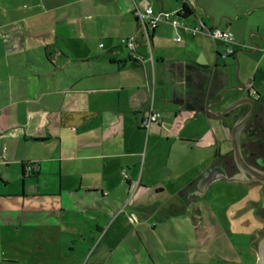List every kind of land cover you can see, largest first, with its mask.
<instances>
[{
	"label": "crops",
	"instance_id": "crops-1",
	"mask_svg": "<svg viewBox=\"0 0 264 264\" xmlns=\"http://www.w3.org/2000/svg\"><path fill=\"white\" fill-rule=\"evenodd\" d=\"M42 1L47 12L63 10L65 26L29 36L32 48L19 29L0 24V236L19 242L6 263L143 264L147 249L139 230L148 235L174 209L203 213L215 184L211 167L228 147L205 107L238 80H250L261 99L264 80L255 69L235 75L230 59L242 45L227 55V44L184 29L173 43L170 25L141 26L135 18L137 10L172 11L184 0ZM178 20L211 29L194 12ZM52 33L56 40L49 44ZM94 35L133 36L143 62L114 46L106 56L76 60L58 43L68 49ZM241 95L228 91L213 110ZM150 108L160 120L145 130L141 122ZM24 162L34 173L23 175ZM132 223L138 228L130 229ZM119 238L125 249L116 248ZM103 240H111L107 248ZM23 250L28 257L15 258ZM129 255L136 261L113 260Z\"/></svg>",
	"mask_w": 264,
	"mask_h": 264
},
{
	"label": "rangeland",
	"instance_id": "rangeland-1",
	"mask_svg": "<svg viewBox=\"0 0 264 264\" xmlns=\"http://www.w3.org/2000/svg\"><path fill=\"white\" fill-rule=\"evenodd\" d=\"M34 2V0H0V24L19 29L17 34L23 35L22 43L30 48L35 45V40L28 39L29 36L52 29L62 30L65 26L62 21L66 20L63 10L47 12L48 8L44 5V1L38 0L37 6ZM186 5L198 19L203 17L208 20L210 30L218 29L224 33H231L233 41L213 39L207 34L209 27L202 29L203 34L197 32V36L227 44L228 48L242 45L241 51L236 52L237 59L234 61L230 59L234 62L235 75L241 73L243 69L252 72L255 69L260 74L259 80H264V0H197V2L189 0L186 1ZM76 23L78 25L77 20ZM158 24H168L173 28V36L170 38L173 43L179 42H175L176 38L179 37L181 40L184 35L183 26L174 27L167 21ZM140 25L143 26L141 23ZM66 26L71 28L68 24ZM37 28L40 30L42 28V31L37 32ZM188 33L192 36L191 31ZM55 36L56 34L52 33L49 44L55 42ZM58 40L59 45L65 48L68 57L76 60L86 55L92 59L106 56L111 46L123 47L121 55L126 54L127 50L118 38L110 40L94 35L91 40H79L68 49L62 39L58 38ZM100 44L104 47L100 48ZM51 51L55 55V51L52 49ZM31 54L26 51L21 53L29 57ZM38 54H43L41 49L38 50ZM256 65H259L258 68ZM262 94L261 100L264 102V92ZM165 130L166 135L171 134V130L168 128ZM261 202L262 196L256 184L239 186L218 182L214 184L202 203L203 213L199 210L196 212L195 208H192V215L190 213L185 215L188 218L186 221L182 213L183 209H174L173 215L170 214L171 217L169 216L165 222L157 223V228H150L148 235L142 234L139 230L138 233L147 249L143 250L140 262L143 264H255L258 257L257 245L264 236V218L261 216L264 210ZM120 225L114 224L116 233ZM131 226L138 228L137 224L132 223L129 226L133 229ZM25 241L21 244L24 250L31 243L29 238ZM11 242L14 243L12 236L10 239L0 236V264H13L6 261H12L10 252L19 248V242H16V246ZM110 242L111 240H103L102 245L107 248ZM124 242L121 238L117 239L116 248L125 249ZM24 250L22 251L24 254L16 255L15 258L23 260L28 257ZM114 259L122 263L136 261L130 255L127 258L114 256Z\"/></svg>",
	"mask_w": 264,
	"mask_h": 264
},
{
	"label": "flooded vegetation",
	"instance_id": "flooded-vegetation-1",
	"mask_svg": "<svg viewBox=\"0 0 264 264\" xmlns=\"http://www.w3.org/2000/svg\"><path fill=\"white\" fill-rule=\"evenodd\" d=\"M249 87L250 85L244 92H241L240 97H249L252 104L247 101V103L224 114L222 120H219V130L223 133V141L228 149L219 159L215 158L211 167L213 175L210 178L214 180L215 184L218 182L239 186L256 184L262 196L261 205L264 210V182L254 180L248 172L251 170L264 173V102L259 98V94L255 90L250 91ZM230 103L222 108H226ZM210 115L213 116V114ZM226 130H228L227 134ZM233 140L237 142L239 155L242 159L240 163L235 157ZM261 216L264 218V214Z\"/></svg>",
	"mask_w": 264,
	"mask_h": 264
},
{
	"label": "built area",
	"instance_id": "built-area-1",
	"mask_svg": "<svg viewBox=\"0 0 264 264\" xmlns=\"http://www.w3.org/2000/svg\"><path fill=\"white\" fill-rule=\"evenodd\" d=\"M188 0H184L183 2H186ZM181 7L177 8L176 10L172 11H163L160 13L155 14L153 9L151 7L147 8L144 12L141 11H136L135 12V18L136 20L141 23L144 26H150L152 28L156 27L157 24L161 21H167L172 23L174 27H179L183 26L185 31H191L192 34H196L197 32H202V29L199 27H194L190 29L188 26L184 25L178 20V12H181ZM207 34L210 35L213 39H220L226 42H232L233 41V35L231 33H224L221 32L218 29L214 30H208ZM180 38L177 37L176 41H179ZM121 43L124 45V47L128 50V55L131 58L136 59L137 61H142L141 56L137 54L136 48H135V39L133 36L126 37V38H121L120 39ZM102 46V45H100ZM231 51L229 50L227 53H230ZM160 118V114L158 111L153 110L152 108L149 109L148 114L143 118L141 122V126L144 129H148L149 126L152 123H158V120ZM28 170H31L29 167ZM123 177L126 179L127 175L125 171H122Z\"/></svg>",
	"mask_w": 264,
	"mask_h": 264
},
{
	"label": "water",
	"instance_id": "water-1",
	"mask_svg": "<svg viewBox=\"0 0 264 264\" xmlns=\"http://www.w3.org/2000/svg\"><path fill=\"white\" fill-rule=\"evenodd\" d=\"M250 81H247L246 83H243L241 81L238 80V84L239 86L237 87H231L227 90H224L219 98L217 99V101H215L214 103H211L209 105H207L205 107V112L207 114H213V116L218 119V120H222V118L224 117V114L230 112L231 110H233L236 107H239L245 103H247V101H249V97H239L235 100H233L226 108H221L219 110H213L215 107H217L222 100L225 98V94L230 91V90H234V91H238V92H244L245 89L250 85ZM248 103L252 104V101H249ZM226 134L228 133V130L225 131ZM234 133V130L232 132V134ZM233 144H234V153H235V157L238 163H240V160L242 161L240 155H239V151H238V147H237V142L236 140H233ZM252 176L254 180H261L262 182H264V173H259L256 171H248ZM257 253H258V257H257V262L255 264H264V236L260 239V241L258 242L257 245Z\"/></svg>",
	"mask_w": 264,
	"mask_h": 264
},
{
	"label": "trees",
	"instance_id": "trees-1",
	"mask_svg": "<svg viewBox=\"0 0 264 264\" xmlns=\"http://www.w3.org/2000/svg\"><path fill=\"white\" fill-rule=\"evenodd\" d=\"M189 1V0H188ZM186 2H183V4L181 5V12H178L177 15L178 17H185V16H189L191 15L192 11L190 10V8L185 4ZM231 51V50H230ZM227 55L229 53H226ZM233 54V51L230 52V55ZM128 59L131 60V61H136V59L134 58H131L130 56H128ZM31 168V170H28V168ZM34 166L29 164V162H24L23 163V175L24 176H29L31 175L32 173H34ZM255 238V237H254Z\"/></svg>",
	"mask_w": 264,
	"mask_h": 264
}]
</instances>
